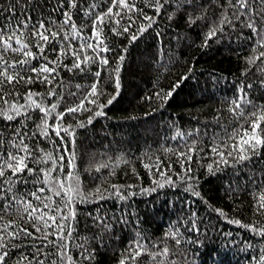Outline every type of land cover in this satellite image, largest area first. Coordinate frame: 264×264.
<instances>
[{"label": "snow or ice", "instance_id": "obj_1", "mask_svg": "<svg viewBox=\"0 0 264 264\" xmlns=\"http://www.w3.org/2000/svg\"><path fill=\"white\" fill-rule=\"evenodd\" d=\"M145 36L165 69L174 60L173 44L224 46L241 63L231 95L221 97L212 117V135L171 121V139L183 150L164 147V160L141 153L151 160L143 165L148 185L135 166V181L120 182L117 170L130 162L125 152L96 162L93 152L83 169L77 162L85 159L77 151L79 132L107 118L105 105L122 88L128 45ZM194 73L190 64L171 86L158 82L141 99L162 109ZM210 79L215 86L225 77ZM224 111L231 119L221 124ZM201 169L222 181L234 208L248 197L251 222L209 207L254 234L240 247L256 252L246 264H264V223L256 219H264V0H0V264H99L108 248L114 264H141V257L145 264H203L194 248L208 249L217 232L234 234L196 208ZM137 197H146L144 209ZM149 200L171 211L158 235L143 227ZM125 232L126 244L114 247ZM208 255L209 264H222L221 249Z\"/></svg>", "mask_w": 264, "mask_h": 264}, {"label": "trees", "instance_id": "obj_2", "mask_svg": "<svg viewBox=\"0 0 264 264\" xmlns=\"http://www.w3.org/2000/svg\"><path fill=\"white\" fill-rule=\"evenodd\" d=\"M118 42L126 44L123 39ZM154 47L151 36H145L139 43L134 42L132 45H128L129 50L122 69V88L113 103L105 105L107 118L98 117L87 128L86 132H79L77 151L84 154L85 159L77 162L82 169L85 164L89 163L88 156L93 152L96 153L93 162L106 156L115 158L118 153L125 152L130 162L121 164L117 170L120 182H124L126 179L130 183L135 181L131 172V167L135 166L140 173V182L148 185L151 176L143 165L150 163L151 160L148 156H141V153L148 152L153 156L160 155L161 159L164 160L166 159L163 155L164 147H179L180 150H183L179 140L171 139V121H175L185 130L200 127L209 135L214 133L215 122L212 121V117L220 108L221 97L231 95L232 84L234 83L233 76H239L241 63L237 60L236 53L224 46L213 45L208 48H198L187 45L177 47L173 44L172 47L176 49L173 53L174 60L165 69L156 63L159 56L153 57L151 55ZM165 55H168L167 50ZM161 63L163 64V61ZM190 64L195 68L196 79L182 80L173 95L169 97L164 108H159L156 103L150 105L147 100L141 99L146 93L154 92L158 82L161 88L166 89L171 86L176 79H179L187 71ZM213 74L222 75L225 79H221L213 86L214 82L210 79ZM104 87L109 92L114 91L111 86L104 85ZM153 108L156 109L155 112L152 111ZM144 113H148V115L145 116ZM133 116L135 119L130 118ZM230 119L231 114L224 111L220 123L223 124ZM205 143L207 144L208 141L205 140ZM205 150L208 151V149ZM171 159L175 161L174 153L171 154ZM173 166L177 167L175 164ZM177 170L179 171L178 167ZM104 172L106 175L107 170ZM125 173H127V177ZM199 174L202 177L200 190L203 193V198H194L196 208L207 216L217 229H223L225 233L232 232L234 235L231 238H226L222 233L217 232L213 234L208 249L194 248L195 253L203 264H209L208 251L221 249L222 264H246L249 257L255 255L256 252L252 249L245 251L240 247V244L245 240H251L254 234L244 229L242 225H233L224 221L222 217H218V214L212 211L209 205L222 207L226 211L251 222V202L245 196L243 197V206L234 208L232 201L225 196L220 179L208 174L204 169H201ZM85 179H88L87 175ZM171 192L179 196L183 189L179 191L172 189ZM188 195L190 194H186L184 198L187 199ZM144 199L146 197L136 198L141 209L145 208ZM239 202L237 200V203ZM149 206L150 214L144 217L142 213V219L145 220L143 227L147 228L150 233L154 232L158 235L160 230L165 228V222L168 220L171 211L159 200L154 206L149 200ZM156 208H159L160 211H156ZM256 219L264 223V219L261 217H256ZM126 240L127 233L125 232L121 234V239L118 242H114V247L124 246ZM233 241L237 243L233 245ZM114 259L112 248L102 249L98 256L99 264H114ZM146 259V257H141V264H145Z\"/></svg>", "mask_w": 264, "mask_h": 264}]
</instances>
